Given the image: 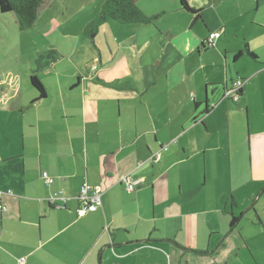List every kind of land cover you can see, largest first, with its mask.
<instances>
[{
	"label": "crops",
	"instance_id": "obj_1",
	"mask_svg": "<svg viewBox=\"0 0 264 264\" xmlns=\"http://www.w3.org/2000/svg\"><path fill=\"white\" fill-rule=\"evenodd\" d=\"M186 2L195 13L179 0L155 7L186 18L177 40L178 28L149 23L137 55L158 35L155 62L127 73L99 56L89 77L77 69L83 78L56 58L32 69L44 97L30 81L0 93V264H264V0H209L206 13ZM237 79L246 80L237 102L220 99ZM107 83L115 94L98 95ZM126 175L139 180L132 191ZM84 184L100 189L102 205L77 217ZM54 193L60 208L48 202Z\"/></svg>",
	"mask_w": 264,
	"mask_h": 264
},
{
	"label": "rangeland",
	"instance_id": "obj_2",
	"mask_svg": "<svg viewBox=\"0 0 264 264\" xmlns=\"http://www.w3.org/2000/svg\"><path fill=\"white\" fill-rule=\"evenodd\" d=\"M103 1L44 0L34 25L27 28H20L13 16L9 14L0 18V93L8 94L12 85H17L18 82L22 83V88L25 90L28 87L31 73L34 72L36 76L41 75L37 70L32 71L36 68V64H43L45 61L52 63L56 58L58 60L54 64L56 63L57 68H65L70 72L76 71L75 74L77 75H80L77 72L78 68H86L89 77L92 67L100 63L99 56H106L108 62L106 65L109 69L116 70L119 66L129 73L128 67L132 68L133 65L140 62L144 63L147 60H154V62L156 60V53L151 54V49L160 44L158 35L150 36V45L141 50H147L145 55H137L141 49L139 46L140 37H144L147 41V26L150 25V22L164 31V34L172 27L178 28V31L173 33L175 40L178 39L177 36L183 31L186 23L184 15L172 11H166L162 14L161 12L165 9H155L161 0H137V7L145 16L152 18L150 21L139 25L121 24L111 20L109 22L102 21L100 27L98 26L99 28L93 33L90 31L96 28H89L90 31L84 33L81 30L82 26L98 17ZM187 1L193 3L194 0ZM212 1L210 0V2ZM231 1L237 5H240L241 2H247V0ZM200 2L206 9L205 13L208 11L207 8H210L208 12L215 9L209 0H200ZM179 4H182L181 0H179ZM159 7L161 6L159 5ZM216 11H219V7ZM205 18L207 24L211 26V16L208 15L207 18L206 15ZM193 32L199 34L196 28L193 29ZM135 35L137 39L134 43L135 46L127 45V41L131 44ZM216 38L212 43L214 45H217ZM167 39H169V35L163 40L164 44ZM225 39L227 40V37ZM230 41L232 40L230 39ZM232 46L229 45V48ZM212 47H208L203 58L208 59L207 52L212 51ZM50 50L54 51L52 55ZM166 50L161 55L162 62L171 63L172 60L174 61L175 53L173 54L170 50L166 52ZM43 51L49 52L46 53L49 58L42 59L39 57V53ZM99 67L103 68L104 66L99 65ZM80 76L86 77L84 74ZM232 76L235 79L234 71ZM96 83L100 84L99 82ZM96 89L98 95L101 96L111 97L115 94L113 87L108 83L102 84ZM202 170L204 169L201 167V181L204 173Z\"/></svg>",
	"mask_w": 264,
	"mask_h": 264
},
{
	"label": "trees",
	"instance_id": "obj_3",
	"mask_svg": "<svg viewBox=\"0 0 264 264\" xmlns=\"http://www.w3.org/2000/svg\"><path fill=\"white\" fill-rule=\"evenodd\" d=\"M181 2L186 10L195 13V11L188 6L186 0H181ZM43 3L44 0H0V18L4 17L6 14H9L13 16V18L15 19L16 23L20 28L31 27L34 25L35 21L37 20L39 9L43 5ZM107 18L122 23H145L150 19L139 10V8L136 5V0H105L101 5V9L98 17L93 19L89 23L86 30L88 28H97L101 24V22ZM211 33H215V32H211ZM207 45L209 47H212L211 43H207ZM237 80H241L244 83L246 82V80L244 79H237ZM237 80L232 81L229 88L225 87L224 92L220 99L228 98L234 103L237 102L239 96L241 95L242 87L244 85L243 84L238 90H236V92H231V90L234 88L233 84ZM29 81L31 86L39 94V97H44L45 96L44 88L38 76L31 74L29 76ZM235 95L237 96L236 98L234 97ZM218 102L219 101H214L210 103L209 109L215 108ZM165 149H166V144L161 145L160 149L155 152L161 153V150H165ZM236 219H237L236 217L231 218V226L235 223Z\"/></svg>",
	"mask_w": 264,
	"mask_h": 264
},
{
	"label": "built area",
	"instance_id": "obj_4",
	"mask_svg": "<svg viewBox=\"0 0 264 264\" xmlns=\"http://www.w3.org/2000/svg\"><path fill=\"white\" fill-rule=\"evenodd\" d=\"M216 36H217L216 33H210L208 38L209 40H211ZM243 84H244L243 81L237 80L233 84L234 88L231 90V92H236V90H238ZM234 97L236 98L237 96L235 95ZM159 158H160V152H154L153 154L150 155L149 160L151 162L156 163L159 160ZM41 178L43 179V182L47 185L50 184L53 180L45 171L41 172ZM121 181L125 184L126 189L128 191L134 190L139 182V180L133 179L132 176L130 175H126L122 177ZM76 199L78 200L79 203L78 208L76 209L77 217H82L89 212H94L97 209H99L102 205L100 189L98 187H92L86 184L81 186ZM57 200L60 202L58 203ZM64 200L65 198L63 196L58 195L57 193L50 195V197L48 198L49 204L56 208H60L61 202H64ZM0 209L5 210V207L0 205Z\"/></svg>",
	"mask_w": 264,
	"mask_h": 264
}]
</instances>
